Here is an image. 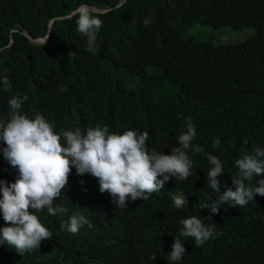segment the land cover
I'll return each instance as SVG.
<instances>
[{
    "label": "trees",
    "instance_id": "trees-1",
    "mask_svg": "<svg viewBox=\"0 0 264 264\" xmlns=\"http://www.w3.org/2000/svg\"><path fill=\"white\" fill-rule=\"evenodd\" d=\"M80 5L102 20L95 55L86 51V37L69 15ZM145 19L151 20L147 26ZM197 24L255 33L223 45L184 37ZM4 76L12 89L0 91V119L8 118L12 96L27 94L22 111L30 118L43 114L61 135L97 124L119 134L147 131L149 150L171 154L186 120L197 130L193 144L203 151L187 152L193 174L180 182L172 178L148 200L103 210L106 199L115 204L110 193L104 192V199L88 179L70 180L56 201L67 211L55 216L53 229L58 232L75 212L90 220L92 228L77 233L80 254L90 239L96 242L84 262L103 257L104 264H170L179 221L197 216L223 234L201 248L181 237L186 254L177 264H264V197L256 196L242 209L224 205L215 215L200 207L217 196L206 187L208 154L223 164L219 179L226 191L235 189V161L253 155V146L264 147V0H0ZM217 138L220 145L214 149ZM15 171L0 152V180L9 182ZM255 179L264 180V173ZM174 195L183 196L185 206L174 208ZM48 247L23 257L0 248V264H78L45 253Z\"/></svg>",
    "mask_w": 264,
    "mask_h": 264
},
{
    "label": "clouds",
    "instance_id": "clouds-1",
    "mask_svg": "<svg viewBox=\"0 0 264 264\" xmlns=\"http://www.w3.org/2000/svg\"><path fill=\"white\" fill-rule=\"evenodd\" d=\"M69 15L76 18V31L86 37V51L97 54L102 20L87 5H80ZM150 23V19H145V26ZM11 89L8 76L0 78V91L10 92ZM28 99L27 94L12 96L8 100V118L0 119V142L4 145L0 152L18 171L9 182L0 180V248L14 256L23 257L49 245L45 253L58 260L67 257L72 263L90 264L82 258L96 248L95 240L90 239L85 254L76 250L81 244L77 233L84 226L91 229L90 220L75 212L70 214L68 221H62L58 232L53 229L56 228L55 216L67 211L56 201L70 180L79 179L83 183L88 179L96 194L104 199L103 193H110L115 204L106 199L109 205L103 210L115 206L124 209L128 204L148 200L152 194L159 193L172 178L176 182L187 180L195 167L187 152L203 151L199 144H193L197 130L191 120L185 121L186 129L177 138L178 146L172 147L171 154H164L146 146L147 131L129 129L119 134L111 132L107 125L97 124L86 132L76 127L58 134L43 114L37 112L30 118L22 111ZM177 119L184 117L178 114ZM219 145L217 138L213 148ZM252 151L253 155H244L235 161L237 174L232 176L235 189L227 187L226 191L221 190L219 179L225 173L223 164L215 155L208 154L210 167L206 172V187L217 196L200 207L209 208L215 215L224 205L242 209L256 196L264 197V180L255 179L264 173V147L253 146ZM253 179L255 187L251 184ZM172 199L176 209L187 203L181 195H174ZM207 217L213 220L212 215ZM179 225V234L168 253L170 264H177L186 254L181 237L192 238L193 246L201 248L210 239L223 234L197 216L181 219ZM94 264H104L103 257Z\"/></svg>",
    "mask_w": 264,
    "mask_h": 264
},
{
    "label": "rangeland",
    "instance_id": "rangeland-1",
    "mask_svg": "<svg viewBox=\"0 0 264 264\" xmlns=\"http://www.w3.org/2000/svg\"><path fill=\"white\" fill-rule=\"evenodd\" d=\"M255 30L253 28H242L234 30L230 27L213 28L208 25L197 24L190 28L184 37L195 36L199 39H209L216 45L229 43H237L253 36Z\"/></svg>",
    "mask_w": 264,
    "mask_h": 264
}]
</instances>
